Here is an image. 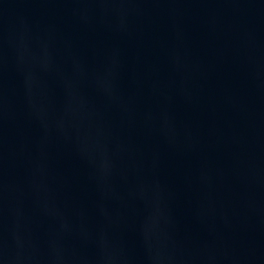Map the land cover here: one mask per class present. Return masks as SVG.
I'll return each instance as SVG.
<instances>
[{"label":"water","instance_id":"obj_1","mask_svg":"<svg viewBox=\"0 0 264 264\" xmlns=\"http://www.w3.org/2000/svg\"><path fill=\"white\" fill-rule=\"evenodd\" d=\"M0 264H264V0H0Z\"/></svg>","mask_w":264,"mask_h":264}]
</instances>
